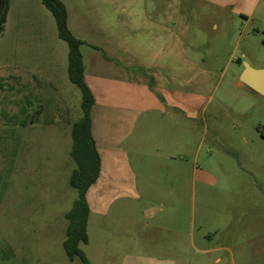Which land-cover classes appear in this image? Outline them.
Listing matches in <instances>:
<instances>
[{
  "label": "rangeland",
  "instance_id": "1",
  "mask_svg": "<svg viewBox=\"0 0 264 264\" xmlns=\"http://www.w3.org/2000/svg\"><path fill=\"white\" fill-rule=\"evenodd\" d=\"M9 4L0 34V264H82L63 247L82 93L52 13L40 2L34 20L22 19L18 0ZM199 46L213 80L199 118L164 119L130 152L139 180L149 181L141 186L166 193L165 206L140 218L145 241L122 254L95 255L93 233V244L81 245L94 249L92 264H264V97L240 83L244 62L264 64V31L213 27ZM21 62L46 82L18 79ZM176 175L182 200L167 195Z\"/></svg>",
  "mask_w": 264,
  "mask_h": 264
},
{
  "label": "crops",
  "instance_id": "2",
  "mask_svg": "<svg viewBox=\"0 0 264 264\" xmlns=\"http://www.w3.org/2000/svg\"><path fill=\"white\" fill-rule=\"evenodd\" d=\"M62 1L71 31L84 41V75L95 98L92 133L101 158L100 175L86 194L90 214L85 245L93 244L94 233V254H105V247L111 258L141 245L146 237L140 218L165 206L166 193L142 187L149 181L139 180L132 146L164 119L180 124L183 118H199L213 91L211 64L201 62L199 41L213 27L224 31L241 23L243 29L264 31V0ZM40 2L18 0L22 19L34 20L31 10ZM10 9L9 4L2 34L9 30ZM72 17L78 18V30ZM21 63L15 69L18 79L46 82L37 65ZM182 180L174 176L167 193L171 199L182 200ZM67 226L68 220L65 234ZM93 250L85 251L90 262Z\"/></svg>",
  "mask_w": 264,
  "mask_h": 264
},
{
  "label": "trees",
  "instance_id": "3",
  "mask_svg": "<svg viewBox=\"0 0 264 264\" xmlns=\"http://www.w3.org/2000/svg\"><path fill=\"white\" fill-rule=\"evenodd\" d=\"M43 5L54 16L58 36L68 44V75L71 82L77 85L82 93V116L72 123V146L70 155L76 163L69 177L70 185L77 190V197L66 212L68 226L63 247L69 259L80 257L82 264H91L81 244L89 241L87 224L90 208L87 202V191L94 184L101 170V158L92 133V107L94 95L84 75V60L81 52L83 40L76 37L68 23V10L62 0H41ZM8 0H0V34L5 30L8 12ZM23 123H27L24 122Z\"/></svg>",
  "mask_w": 264,
  "mask_h": 264
},
{
  "label": "water",
  "instance_id": "4",
  "mask_svg": "<svg viewBox=\"0 0 264 264\" xmlns=\"http://www.w3.org/2000/svg\"><path fill=\"white\" fill-rule=\"evenodd\" d=\"M240 81L249 89L264 97V67L255 68L244 62V68L240 74Z\"/></svg>",
  "mask_w": 264,
  "mask_h": 264
}]
</instances>
